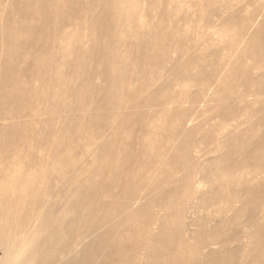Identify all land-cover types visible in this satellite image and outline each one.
Segmentation results:
<instances>
[{
  "label": "rangeland",
  "instance_id": "obj_1",
  "mask_svg": "<svg viewBox=\"0 0 264 264\" xmlns=\"http://www.w3.org/2000/svg\"><path fill=\"white\" fill-rule=\"evenodd\" d=\"M126 1L0 0V172L4 160L19 167L32 163L31 155L48 159L64 153L76 161L73 171L84 170L83 177L97 169L83 201L87 205L98 197L95 204H117L110 213L118 229L126 210L147 203L140 224L125 231L121 244L128 245L132 230L150 219L149 236L163 238V248L170 246L166 254L172 255L180 240L187 243L186 251L174 258L178 262L205 260L218 251L226 255L223 244L247 245L255 236L247 208L221 196L232 198L247 181L241 169L253 164L259 152L250 158L245 152L264 137L259 124L264 94L255 95L252 85L246 95L243 86V79L264 71V0ZM98 22L115 34L113 48L105 46ZM23 23L35 33L32 40L39 41L19 50L22 56L13 62L12 73H2L3 32ZM40 48L53 54L56 80L36 66ZM106 63L117 70L110 89L116 104L113 122L100 126L96 104L109 85L102 74ZM97 115L98 123H90ZM103 146L108 148L101 159ZM5 151L10 157H3ZM136 159L138 167L131 168ZM259 160L264 161V152ZM230 163L239 169L228 168ZM259 179H252L253 184ZM45 189L37 200L45 201ZM259 206L256 225L263 221L264 198ZM104 211L98 206L93 217ZM209 241L215 244L206 247ZM26 251L23 242L1 264L23 259ZM136 252L141 264L145 252ZM124 253L132 255L129 249Z\"/></svg>",
  "mask_w": 264,
  "mask_h": 264
},
{
  "label": "bare ground",
  "instance_id": "obj_2",
  "mask_svg": "<svg viewBox=\"0 0 264 264\" xmlns=\"http://www.w3.org/2000/svg\"><path fill=\"white\" fill-rule=\"evenodd\" d=\"M30 2L32 3V1ZM32 6L33 5L31 4L30 8L33 9ZM112 9L115 10V7ZM102 11L103 9L99 13H102ZM117 12L118 10L115 11V13ZM119 12L118 14H120ZM33 14H35V16L39 15L38 13H32V15ZM33 16L31 17L33 18ZM116 18L117 17H115V19ZM43 19H40V21ZM117 20H119V18L116 19V22L120 23L119 22L120 20L119 21ZM99 22L97 28L100 29V35H102V37L105 38V46H109L113 48V41L115 40V34L109 32L106 29H103L101 26H99ZM44 28H42V30H45ZM30 33L31 32L30 30L27 29L25 23L20 24L18 29L14 31L7 30L3 32L5 38L4 40H2L3 46L1 48L3 50L2 52L3 64L1 67L2 73H5L4 71H6L8 74L12 73V71H14L13 62L18 57L22 56V51L19 52V50L22 48L26 50L28 49V47H31L32 44H34L35 40L33 41L30 35L34 34L33 36H35V33L33 34ZM38 37L40 38V36ZM37 41L35 43H37ZM255 46L256 45H253V49L255 48ZM250 48L252 47L250 46ZM258 49L260 48H257V50ZM96 50L99 52V48H96ZM98 52L97 54H99ZM262 52L264 53L263 50H261V53ZM39 53L40 55H38L35 58L36 66L46 70L47 73L50 75L48 76L50 79L56 80L57 70L56 69H55L56 71L53 70L51 68V63H50L53 54L49 50H44V49L41 50ZM258 53L260 55V52ZM262 58L263 56H261L260 59ZM98 60L101 59L98 58ZM114 65L115 64L113 63L112 64L106 63V65L103 67L102 70V74L107 78L109 77V85L107 89L102 92L101 97L99 99L96 98L97 99L96 106L99 105V109L101 108L100 113L102 114L101 116L102 118L100 119L99 117L98 120L99 122L100 120H102V122L99 123L100 126L101 125L105 126L106 124H110L112 118L114 117L113 115H112L113 117L111 116V112H112L111 109L112 107L115 106L116 103L114 104L115 102L114 98L112 99V96L110 94V89L112 87L111 85L113 83L112 81L113 79H115L117 74L116 66ZM7 81L4 80L3 82L4 86L10 83L8 79ZM252 85L256 86V89L253 92L255 95L260 96L264 94V71L259 73L257 77H251V78L248 77L247 79L246 78L243 79L244 93L246 95L249 94L250 87ZM86 89L87 92L89 93L90 92L89 88L87 87ZM261 108L263 109L261 111L263 117L259 116L260 117L259 124L264 126V107H260V110ZM97 118L98 115L94 116L93 119H90V123L92 124L98 123ZM138 140L140 141V139ZM142 141L144 140L142 139ZM257 142H256L257 144L252 147V150H248L245 152V154L249 156L248 158L252 156L254 151H257L259 153L256 152L258 155L254 160L253 164H248L246 165L245 169L244 168L241 169L244 172H246L244 174L245 175L244 179L247 180L244 182V185L238 190V192L239 191L242 192V193L240 192L241 195L240 196L237 195L238 192L233 193L231 195L232 198L230 199H228V197L223 198L221 196L223 200L228 201L229 203H235V204L239 203L240 206H242L243 208H247L246 214L249 218L248 224L249 226H252V228H254L255 236L251 239V242L250 241L248 242L247 245L244 244L243 241L236 242L233 247H230L229 243L223 244V246H225L223 252L225 251L226 255L225 253L222 254L221 251L213 252L209 254L207 253L208 255L206 258L202 257V259L205 258V260L196 258V260L195 261L192 260L190 264H264V217L262 223L257 225L253 223L254 221L253 218L255 217V214L258 212L260 208L259 206L260 201L264 198V161L259 160L261 152L262 153L264 152V137L260 138ZM105 144L110 145L109 143H105ZM107 148H108L107 146H103V154L101 156V159L106 153ZM142 152H144L145 154V151L142 150ZM55 154L56 153H54V156L52 158H48V159H44L41 156L31 155L30 158L32 159L31 160L32 163H23L20 164L19 167L12 166L13 163L11 164L9 160H4L5 161L3 164L4 168L3 171L0 172V264L4 262L8 256L15 254L18 246L23 242H26V250H27L26 256L23 259H20L19 261H15L13 264H140L138 263L139 258L133 254V253H137L136 252L137 250H143V252H145L144 257L142 258L143 262L141 264H189L188 262L184 263L183 261L178 262V258L177 260L174 259L176 258V255L178 253H184V251H186L185 249L187 243L185 244L184 241L180 240L176 246L177 248L172 247V249H174L173 254L169 255L166 254L167 253L166 250L170 246L165 245L166 247L163 248V244L165 243L163 242V240L161 241V239L163 238H160L159 234L157 236H153V237L151 236L152 238H150L149 236L150 219H146V221L141 223V226L134 228V230H132L131 232L132 238L131 241L128 243V245L125 246L121 244V241H123L121 240V237L125 235V231L128 230V228L132 224L134 225H138L137 223L140 224L141 221L139 222V219L141 218V215L146 211L147 203L145 201L140 203L137 202L135 208H131V210H126L127 212L125 215L123 214L124 216L122 217L123 219L121 220L120 227L118 229L116 224H113L112 216H111L112 214L110 213L111 208L117 209L116 208L117 204L111 201L108 203H104L102 205L95 204L96 202H98L96 201L98 200V197L95 198L96 191L92 195V198H95L96 202L91 200L92 204L89 202L90 204L87 203L86 205V203H84L83 201L85 189L88 188L91 184H93V178L99 174V173L96 174L97 169L95 171L96 173L91 171V175L89 174L88 176L83 177L84 175L83 169L78 168L74 171L72 170V167L77 165L75 160L73 161L67 160L66 155H64V153L63 154L60 153L56 156ZM6 156L10 157L9 151H5L3 157ZM21 160L22 158L18 157L17 162ZM51 164L53 166L55 165V167L51 168ZM137 164H138V159H136L135 162H132L130 164V167L135 169L136 167H138ZM99 166L101 167V165L100 164L98 165L97 167L98 170H99ZM115 166L117 167V164ZM228 168L239 169V165L233 163ZM101 169H105V168L102 167ZM9 170L12 173L10 175L5 174V172ZM112 170H114L115 172V169L112 168ZM23 171L29 172L28 174L29 176L27 177L23 176L24 173ZM100 175H102V173ZM258 176L260 177L259 181L253 184L252 179L254 180ZM99 186L100 185L94 188V190H96ZM43 187L45 188L47 187V189H45L46 191L44 192L47 195V197L45 201H39L37 200V197L39 193H43ZM133 197L134 196H131V199ZM120 202L118 203V205L120 204ZM98 206L99 207L103 206L105 211L103 213V216L99 218L96 217L94 218L93 215L96 213L95 211L97 210ZM164 228H165L164 224L160 223L159 231L161 232V234H163ZM145 235L146 238H144ZM125 239H127V237ZM229 241L231 240L228 239L225 242H229ZM210 244H215V243L209 241L206 243V247L209 246ZM187 248L189 247L187 246ZM124 249H129L132 252V255L127 256V254L124 253Z\"/></svg>",
  "mask_w": 264,
  "mask_h": 264
}]
</instances>
